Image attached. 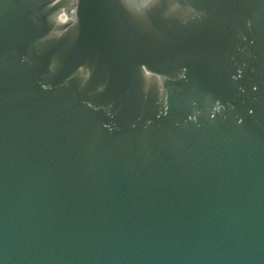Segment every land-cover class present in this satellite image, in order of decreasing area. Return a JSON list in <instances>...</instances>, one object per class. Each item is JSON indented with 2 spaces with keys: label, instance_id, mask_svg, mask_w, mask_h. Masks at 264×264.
I'll use <instances>...</instances> for the list:
<instances>
[{
  "label": "water",
  "instance_id": "water-1",
  "mask_svg": "<svg viewBox=\"0 0 264 264\" xmlns=\"http://www.w3.org/2000/svg\"><path fill=\"white\" fill-rule=\"evenodd\" d=\"M0 264H264V0H0Z\"/></svg>",
  "mask_w": 264,
  "mask_h": 264
}]
</instances>
